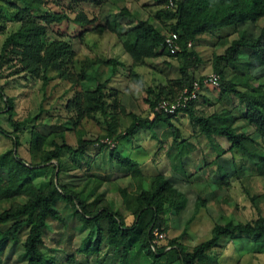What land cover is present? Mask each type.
<instances>
[{
  "label": "trees",
  "instance_id": "obj_1",
  "mask_svg": "<svg viewBox=\"0 0 264 264\" xmlns=\"http://www.w3.org/2000/svg\"><path fill=\"white\" fill-rule=\"evenodd\" d=\"M106 1L64 0L62 4L59 0H52L53 10H51L47 8L49 0H0L3 5L15 10L13 21L18 24L17 30L8 35L2 43L0 71L5 64H14L17 68L20 67L24 74L40 79L43 87L48 84L50 73L57 74L58 78L69 86L66 90L64 108L68 116L66 122L70 124L76 136V146H71L66 142V132L58 127H53L47 135L38 128H33L29 144L30 149L39 154L40 164L36 165L24 162L13 148L0 154V169H4L7 173L5 179L0 177V204H8L5 209L0 210V260L5 246L10 242L19 241L22 237L25 264H54L55 258L43 251V236L49 219L65 224L62 215L56 209L58 200L70 205L77 218L74 223L76 229L82 230L88 227L89 239L93 233L95 234L90 241L91 244L84 248V253L98 252L104 233L102 225L104 220L108 245L116 249L121 248L122 263L127 261L131 253L136 252L143 253L148 261L147 264L173 262L204 264L208 252L221 238H246L254 243H264V216L259 214L255 220L245 223L227 219L222 223L214 224L210 237L193 247L191 251H187L184 245L177 243L175 238L169 240L167 245L157 246L154 243V229L161 230L160 225L165 222V215L170 213L178 216L185 209L187 197L173 188L162 174L150 178L147 187H144V178L137 171V164L130 158L122 157L116 151V147L110 149L112 159L118 166L131 173L133 181H136L137 193L134 197L125 189H118L125 207L128 210L132 207L130 224L113 212L110 205H97L101 202V197H97L96 206L91 210L89 208L91 204L86 200L88 195L83 190L77 189V186L61 183L63 179L61 176L69 170L68 168L64 170L61 159L63 153L80 158L89 147L99 143L100 139L116 142L130 137L140 129L153 131L159 124L168 126L176 136L178 131L170 122V119L176 115L155 112L154 107L161 99L174 97L181 90L189 87L193 81L203 79L204 76L196 78L194 75L203 61L195 52L193 42L198 36L213 34L221 29L232 30L236 33V39L229 43L222 54L212 55V72L220 78L219 87L216 89L222 95H232L238 99L242 106L238 118H243L253 128L252 136L244 131L237 132L238 129L234 125L237 118L231 114L233 109L226 111L229 118L213 124L212 116L195 115L194 102L181 112H185L198 124L203 135L225 138L230 145L228 151L241 152L252 174L258 175L256 169L259 170L264 165V154L258 150V146H264V87L260 84L257 86L249 84L264 76V0H153L160 6L154 17V20H157L155 22L163 27V21H171L169 32L177 34L176 42L180 51L175 54H170L163 47L165 35L161 28L159 29L148 19H136L134 23H130L132 21L130 20V25L125 30H117L115 22H107L106 28L117 36L124 53L130 58L128 79L138 90L145 93L144 102L149 110L145 117L126 113L121 105L120 93L109 87L111 77L122 63L115 59L103 61L91 56L80 58L71 42L73 36L68 33L69 30H77L75 37L78 41H82L87 31L103 28L95 15L89 17L86 9L92 7L99 10ZM170 1L172 7H169ZM35 12L40 15L36 16ZM120 15L134 18L133 14L124 7ZM257 23H262V26L259 27L256 37H252L244 29H239L240 25ZM63 24L67 26L66 33L56 31L57 38L47 40L51 28L53 26L60 28L59 26ZM159 48H162L168 56L178 59L179 77L166 86L145 88L134 71L144 66L148 59L155 58ZM245 51L247 55H244ZM99 65L110 67V77L104 81H96L92 87L85 88L84 82L89 80L90 71ZM20 69L16 72L19 73ZM228 70L231 74L227 73ZM238 71H244L242 77L241 74L238 76ZM252 71L257 77L252 75ZM240 88L242 90H239ZM0 97L6 103L5 112L9 114L11 121L13 115L10 98L3 94L2 87H0ZM126 115L130 116V123L124 131H118L120 119ZM97 116L100 119H97ZM88 121L103 125L105 127L103 135L88 138L80 127L83 122ZM0 133L10 136L1 127ZM12 139L14 148H17L19 146L17 138L12 137ZM100 145L97 148L105 147ZM52 161H56L57 166L49 185L43 189L37 188L32 181L35 170L38 166H46ZM173 168L177 169L176 166ZM231 170H234V166ZM183 174L185 176V173ZM223 174L222 176H228L227 172ZM262 174L264 175V171ZM191 177L192 175L186 178L187 182ZM225 178L227 177L220 179L224 182ZM204 204L203 198L197 196L194 214L199 208L204 207ZM193 218L190 217L185 222L183 233ZM68 262L75 264L73 257H68Z\"/></svg>",
  "mask_w": 264,
  "mask_h": 264
},
{
  "label": "rangeland",
  "instance_id": "obj_2",
  "mask_svg": "<svg viewBox=\"0 0 264 264\" xmlns=\"http://www.w3.org/2000/svg\"><path fill=\"white\" fill-rule=\"evenodd\" d=\"M59 1L64 4V0ZM123 7L128 9L130 13L133 14L134 18L122 17L120 11ZM47 8L53 10L52 0H49ZM86 10L89 12V17H93L94 15L97 17L98 22L102 24L103 28L87 31L82 41H78L75 37L77 30H69L68 33L73 36L71 42L74 50L80 58L91 56V58L96 57L103 61L115 59L123 62L124 65L118 66L117 71H123L122 74L119 75H121L120 78L123 76L124 78L119 81L120 79L116 77L115 73V76L112 77L111 80L112 84H110L114 87L117 86L116 88L124 89L122 83L124 82L123 80L126 79V72L128 71L130 59L128 55L124 54L117 36L106 28V23L115 22L117 30H125L128 25H130V20H132L130 23H134L136 19H148L159 29L161 28L163 34L166 36L170 33L169 25L171 21H163V27L160 23L158 24L155 22L157 20H154V17L158 10H160V6L153 0H107L99 10H97V8L93 9L92 7H87ZM14 14L15 10L0 3V49L4 39L18 28V24L13 21ZM35 15L38 16L40 14L35 12ZM261 26L262 23H257L256 25L245 24L242 26L240 25L239 29H244L249 35L256 37L259 33V27ZM59 27L61 29L56 26L51 28L47 40L50 41L57 38L56 31L60 33L63 31L66 33V24ZM233 39H236V33L229 29H221L213 34H204L195 38L193 42L194 50L203 61L200 66L201 72L204 73L203 76L213 73L211 68L212 55L222 54ZM246 52L247 51L244 52V55H247ZM245 58L247 59V57ZM17 69H20V67L17 68L14 64H5L0 71V87H2L3 94L10 98V106L12 107L13 115L10 121L9 114L5 112L6 103L0 97V127L6 130L11 136L0 133V154L13 148L18 157L24 162L36 165L40 164L39 154L37 151L30 149L29 144L31 131L35 127L46 135L53 130V127H58L61 131L66 132V142L71 146H76V136L70 124L66 122L68 116H66L64 108L66 90L69 86L66 85L67 83L61 81L57 74L50 73L49 82L43 87L40 79H34L24 74L21 72V69L20 72L17 73ZM108 71H110V67L102 65L96 66V68L92 70L87 84H95L96 81H104L109 75ZM227 73L231 74V71L228 70ZM232 73L235 75V72L232 71ZM243 73L244 71H238V76L241 74L242 77ZM251 73L254 77H257L253 71ZM249 84L251 86L260 84L264 87V76L258 80L251 81ZM210 89V91L216 95L219 93V90L216 88L212 89L210 87ZM239 90L242 89L240 88ZM123 94L124 92H122L121 96H123ZM121 100L122 98H120V101ZM232 100L229 107L234 110V117L237 118L234 123L235 127L238 129L237 132L244 131L252 136L253 128L248 125L243 118H238L241 114L242 106H240L237 98H232ZM126 101H129H124L126 113H132L139 117L148 115V107L143 102L135 104L133 100L132 102L131 100ZM207 108L208 110L201 112V116H206L212 111L209 106ZM129 117V115L121 117L118 131H124L126 129L130 123ZM96 118L100 119L99 116ZM177 125L186 135L192 133V131L197 133L199 130L196 124H194V126L186 120L182 122V124ZM80 127L88 138H95L103 135L102 133H104L105 130L103 125L95 121L83 122ZM142 134L145 135L146 130H144ZM12 137L18 140L19 146L17 148H14ZM227 143V140L223 137L217 136L216 141L215 138L212 140L211 138L201 137V139L190 140L186 145L180 144L179 146L181 147L174 150L175 153L180 151L176 156L181 160L185 158V156L191 157L187 152V149L190 148L189 144L196 145L195 148L197 147L202 154L198 156L200 154L198 153L193 155V157L197 158L198 156L199 160L203 159L205 163H207V166L200 170L198 169L199 162L192 161V164L186 165L185 176L183 173L180 174L183 181L180 182L177 189H175L185 193L187 204L176 219L168 218L169 216L165 215L167 218L165 222L160 225V229L164 234V239L156 243L157 246L167 245L169 240L175 238L177 239V243L184 245L187 251H191L193 247L210 237L211 229L214 224L222 223L227 219H231L233 222L245 223L255 220L259 214L264 216V175L262 174L264 165L261 169H256L258 175L252 174L250 168L247 167L248 164L245 163L246 161L242 153L233 151V153H231V161L233 162L234 170L230 169L229 172L227 171L228 176H222V174L226 172L224 170L223 172L218 171L217 169H219V166L216 165V163L219 161L222 167L225 157L230 161V154H227ZM143 144L145 143L143 142ZM144 147L151 149V151H154L157 155V151H155L152 146L145 144ZM258 150L260 153L264 154V146H258ZM225 153L227 155L222 156ZM135 155L136 152H133L131 157ZM155 158L157 159V156ZM165 158L164 156L161 158L163 163ZM61 159L64 163V170L65 168L69 169L68 173H65V175H60L63 178L61 180L62 182L60 181L62 184L77 186V189L83 190L84 193L88 195L86 200L91 204L89 207L91 210L96 206L95 201L97 197H101L102 200L97 205H110L113 212L122 216L127 224L131 223L132 216L130 212L132 207H129L128 210L123 203L124 207L121 206V198L117 191L113 192L114 187L98 181L91 177V173L87 172L95 170L96 165L93 160H91L92 158L84 155L79 158L63 153ZM81 162L85 163L84 167L85 170L87 169L86 171L83 170L84 167H79L82 165ZM99 162L98 160L96 163ZM113 162H115V160H113ZM164 165L165 166H160L159 169L169 170L167 173L171 174V176L174 175L173 172L177 174L174 170L170 172L167 164ZM200 165H202V161ZM55 166H57L56 161H52L46 166H38L32 178L37 188L43 189L49 185L51 177L55 172ZM173 166H177V164ZM101 169L105 170V167L101 166ZM235 169H237V171H235ZM152 173H154V171ZM190 175H192V177L187 182L186 178ZM0 177L2 179L7 177V173L4 169H0ZM221 177L227 178H225L223 182L220 179ZM133 182L136 185V181L134 180ZM121 184H124V182H118V185ZM136 193L135 190V192H132L130 195L134 197ZM197 196L202 197L205 204L204 207L199 208L198 212L194 214V204ZM18 201L22 202V200ZM92 201H94L93 204ZM7 206L8 204L6 203L0 204V210L5 209ZM56 209L62 215L65 224L49 219L48 227L43 236V251L48 256L55 258L54 264H71L68 262V257H73L75 264L148 263L143 253L138 254L136 252L131 253L127 261L122 263L123 253L121 248L116 249L108 245L105 235L106 221L104 220L102 222L104 233L98 247V252L96 254L94 252L92 254L84 253V248L91 244L90 241H92L95 234L93 233L91 239H89L90 230L88 227L82 230L75 228L74 223L77 221V218L70 205L58 200ZM190 217L194 218L189 222L190 224L186 228L185 233H183L185 222ZM21 239H19V241L10 242L5 246L1 255L0 264H25L26 256L21 244ZM171 264L179 263L173 262ZM204 264H264V243H254L246 238H221L218 244L208 252Z\"/></svg>",
  "mask_w": 264,
  "mask_h": 264
},
{
  "label": "crops",
  "instance_id": "obj_3",
  "mask_svg": "<svg viewBox=\"0 0 264 264\" xmlns=\"http://www.w3.org/2000/svg\"><path fill=\"white\" fill-rule=\"evenodd\" d=\"M157 53L158 54L155 58L148 59L144 66L138 67L134 71L139 76L140 83L145 88L148 87L157 88L160 86H166L169 83L172 84V82L177 80L179 77L178 59L176 57L168 56L166 52L162 50V48H159L157 50ZM121 63L122 65L120 66H123L124 65L123 62ZM129 63H131L130 60ZM200 66L197 67V69L194 72L196 78H200L204 74L201 72ZM122 72L123 71H115L116 77L120 79L119 81H121V79L124 78V76L120 78L121 75L119 74H122ZM91 73L92 71H90V74ZM128 73L129 71L126 72L127 74L126 79H124L123 80L124 82L122 83L124 85L123 87L124 89L116 88L117 86L114 87L113 85H111L112 81L110 82L111 84H109V87L111 86L110 88L120 93L119 96L120 98H122L121 104L122 106H124V108H126L124 105V101L129 102L126 100H131V102L133 100L135 104H140L141 102L145 104L144 102L145 93L138 90L136 85L130 82V80L128 79ZM108 74L109 75L107 77H110L111 71H108ZM114 76L115 74L112 77ZM87 82L88 81H85L84 84H87ZM93 85L94 84H89V85L87 84L84 86L86 88V87H92ZM210 90L211 89L208 85H204L202 87L198 99L194 101L193 111L196 116H201V112L208 110L207 107L209 106L212 111L208 115L203 117L212 116L211 123L213 124V123H217L219 120L222 121V119L224 118H229L228 114H226V111L232 110L229 107V105H231L230 102L232 98L235 97L234 96L232 97L231 95H222L220 92L216 95L215 93H212V91ZM122 92H124L123 96H121ZM231 114L234 116V111L233 112L231 111ZM148 117L152 118L151 116ZM185 120L192 125L196 124L197 128L199 129L198 124L194 120L189 118V116L185 112H180L176 116L170 119L172 126L174 127V129L178 131L176 136H174L172 130L168 126H166L165 124H159L153 131L146 130L145 135L142 134V132L145 129H140L128 138L114 142V147H116V151L122 157L130 158L137 164L136 166L137 171L140 172L144 178L143 180L144 187H147L150 178L154 177L157 174H162L169 181L171 186L177 189V187L179 186L178 184L183 181L182 177L180 176L181 171L183 173H186L185 169L187 164H192V161H195V162H199L198 169L201 170L202 168H206L207 163H205V161L202 158H201L202 160H199L198 158V156H201L202 153H200V150L197 147L195 148L196 145L194 146L192 144H189L190 148L187 149V152L188 155L191 157L185 156V158L181 159L182 162L176 156V154H179L180 151L177 153L174 152L175 149H179L181 147L179 146L180 144L186 145L187 142H190V140L201 139V137L211 138L212 140L215 138V141L217 140V136L206 137L200 132V129L198 130L197 133L195 131H192V133H188V135H186L185 133H183V130H181L177 125V124H182V122H184ZM143 142L146 145L152 146L155 149V151H157V155L155 154L154 151H151V149L144 147L145 144H143ZM227 144H228L227 149H229L230 145L229 143ZM133 152H136V155L134 157H131ZM159 152L162 154H160ZM198 153L200 154L197 156V158H194L193 155ZM227 154H230V161L228 160L227 157H225V160L223 161L224 164L222 165V167L219 164V161L216 163V165L219 166V169L217 170L220 172H223V170L225 172L227 171L229 172V170L232 169L233 167V162L231 161V152L228 151ZM227 154L225 153L222 156H225ZM84 156L92 158L91 160H93L94 164L96 165L95 170L87 171L92 174L91 177L97 179L100 182H103L104 184L107 183V185L113 186L114 187L113 192L117 191V193H119L118 189H125L128 192V194L135 192L136 185L133 182L131 173H129L126 169L118 166L115 162H113L112 153L110 149H108L107 147L97 148L91 146L85 152ZM156 156L157 159L155 158ZM163 156L166 157L164 163L163 160L161 159ZM98 160L100 162L96 163ZM201 161H202V165H200ZM81 164L82 165L79 167L85 166L84 165L85 163L81 162ZM164 164H167V166L170 169V172H173L174 170L177 172V174L173 172L174 175L171 176V174L167 173L169 170H161V168L159 169L160 166H165ZM175 164H177L176 166L177 170L173 168V165ZM101 166L105 167V170L101 169ZM83 170H85V167ZM153 171L154 173H152ZM118 182H124V184L118 185ZM120 198L122 204L123 203L122 197L120 196ZM121 206H123V204ZM167 215L169 216L168 218H172V219H176L178 217L177 215H171L170 213Z\"/></svg>",
  "mask_w": 264,
  "mask_h": 264
},
{
  "label": "built area",
  "instance_id": "obj_4",
  "mask_svg": "<svg viewBox=\"0 0 264 264\" xmlns=\"http://www.w3.org/2000/svg\"><path fill=\"white\" fill-rule=\"evenodd\" d=\"M173 4L170 1L169 7H172ZM177 34L169 33L164 37L163 47L169 51L170 54H175L180 51L179 45L177 44ZM190 44H188V47ZM220 84V78L216 73H210L207 76H204L202 80H195L189 87L184 88L174 97H167L161 99L157 102L154 107V111L162 113L165 115H177L183 109L187 108L192 102L196 101L199 97L201 89L204 85H208L212 88H218ZM105 145L108 149L114 147V142L110 139L100 140L99 143H95L94 147H99ZM154 243H158L160 240L164 239L163 231L155 228L153 231Z\"/></svg>",
  "mask_w": 264,
  "mask_h": 264
}]
</instances>
